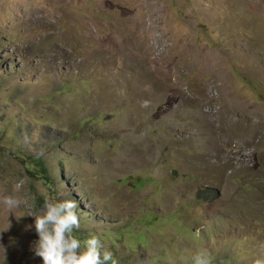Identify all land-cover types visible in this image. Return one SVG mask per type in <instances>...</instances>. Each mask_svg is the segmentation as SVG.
Wrapping results in <instances>:
<instances>
[{
    "label": "rangeland",
    "instance_id": "obj_1",
    "mask_svg": "<svg viewBox=\"0 0 264 264\" xmlns=\"http://www.w3.org/2000/svg\"><path fill=\"white\" fill-rule=\"evenodd\" d=\"M10 194L0 264H43L46 197L118 264L264 261V0H0Z\"/></svg>",
    "mask_w": 264,
    "mask_h": 264
},
{
    "label": "clouds",
    "instance_id": "obj_2",
    "mask_svg": "<svg viewBox=\"0 0 264 264\" xmlns=\"http://www.w3.org/2000/svg\"><path fill=\"white\" fill-rule=\"evenodd\" d=\"M147 101L142 102L146 107ZM21 180L14 185V191H18L23 185ZM3 209L14 214L17 220L24 214L17 210L22 205L31 207L28 200L21 199L16 195H5L0 198ZM77 204L74 200H54L45 198L39 214L29 211L27 215L34 216V227L38 239L34 242L32 251L40 257L43 264H118L113 253L109 251L97 235H90L81 241L74 230L80 228V218L76 211ZM33 226L28 225L30 230ZM194 264H212V258L206 251H197L193 256ZM255 264H264L257 260Z\"/></svg>",
    "mask_w": 264,
    "mask_h": 264
},
{
    "label": "trees",
    "instance_id": "obj_3",
    "mask_svg": "<svg viewBox=\"0 0 264 264\" xmlns=\"http://www.w3.org/2000/svg\"><path fill=\"white\" fill-rule=\"evenodd\" d=\"M218 195H220V193L217 192L215 189L203 188L198 193V198H201L205 201H211V200L216 199ZM141 238H142L141 241H143L144 236H141ZM114 259L116 258L114 257ZM109 264H111V262H109Z\"/></svg>",
    "mask_w": 264,
    "mask_h": 264
}]
</instances>
